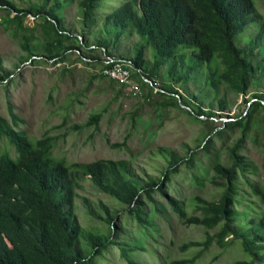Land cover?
<instances>
[{"label":"trees","instance_id":"obj_1","mask_svg":"<svg viewBox=\"0 0 264 264\" xmlns=\"http://www.w3.org/2000/svg\"><path fill=\"white\" fill-rule=\"evenodd\" d=\"M103 1L77 0L81 29L77 38L63 18L64 7L73 0H39L26 8L0 0V12L7 17L13 14L4 21L19 39L17 65L64 63L70 53L86 64L103 65L94 55L98 51L129 62L138 87L157 89L156 94L165 100L156 101V107H175L197 122H203L200 116L220 117L214 111H229L239 97H248L243 103L250 104L222 123L220 131L206 132L195 147L184 145L182 155L157 147L153 153L164 163L160 177L155 178L125 159L67 164L53 155L61 137L50 135L49 130L30 141L17 129L22 120L8 103L9 119L0 116V139L12 146L14 156L0 155V264H99L110 247H116L125 263L137 264L130 253L145 247L132 240L125 222L130 219L141 229L148 227L150 210L162 216V201L184 226L200 227L205 233L203 241L181 246L183 251L199 248L192 257L169 264H193L212 244L222 249L233 242L247 259L231 264H264V188L252 182L257 166L243 152L245 140L264 118V20L256 15L253 0H109L119 2L110 13L100 12ZM28 15L34 19L32 27L24 24ZM238 36L243 39L239 45L235 43ZM123 42L129 44L126 54L118 52ZM111 48L116 56L108 52ZM13 74L0 56V83L10 82ZM99 76L104 77L100 72ZM99 119L92 114L84 127L96 128ZM234 130L238 136L225 145L223 159L212 165L206 177L215 197L194 195L184 201L171 196L172 176L182 165L190 169L194 185H202L203 179L193 171L196 150L211 153V141H223L224 133ZM84 181L109 201L94 204L80 195ZM242 186L251 189L262 209L240 196ZM78 200L83 216L103 222L105 233L79 223ZM114 230H126V240H118Z\"/></svg>","mask_w":264,"mask_h":264},{"label":"rangeland","instance_id":"obj_2","mask_svg":"<svg viewBox=\"0 0 264 264\" xmlns=\"http://www.w3.org/2000/svg\"><path fill=\"white\" fill-rule=\"evenodd\" d=\"M20 8H26L31 3H38L39 0H12ZM264 0H253L255 13L264 20ZM77 0L66 5L63 9L65 25L74 32L78 38L80 26L78 21ZM119 5L118 1L104 0L100 12L110 13ZM11 13L7 17L5 11L0 12V56L5 68L14 74L8 83H0V116L9 119L8 103L14 107L16 114L22 123L17 129L23 131L30 141L40 138L50 130V135L60 136L57 147L53 151L56 158H62L67 164L87 163L97 159H125L131 160L134 167L147 173L152 177H160L163 159L154 155L153 151L161 146L175 150L177 154L185 153L184 145L195 147L201 142L202 137L210 129L215 132L221 130V124L230 121L232 117L242 113L247 105L243 103L248 97H239L235 105L229 110L219 113L220 117L208 120L188 117L184 111L175 107L158 108L156 101H164L165 98L156 94L157 89L146 90L140 85L139 93L131 85V89L121 86L122 83L111 82L107 77L99 76L102 63L93 61L86 64L70 53L64 63L52 62L31 65L26 62L18 64L21 51L17 35L12 34V27L5 23L6 18H12ZM26 26L32 27L34 19L28 15L24 21ZM9 27V28H8ZM100 27V25L98 26ZM248 35V34H247ZM243 39L236 37L235 43L241 44ZM129 44L123 42L118 47L120 54H126ZM115 55L114 49L108 51ZM99 61L104 62L107 55H99L95 52ZM119 60V58H109ZM17 65L10 67V65ZM65 70H62V68ZM159 90L160 82H156ZM212 83L207 87L214 90ZM206 90V87L204 88ZM181 93V91H180ZM211 95V92H209ZM204 110V108H202ZM92 114L99 115L97 127H84V124ZM260 117V115H259ZM262 118V117H260ZM63 126L59 129L52 127ZM82 126L81 129H73L72 126ZM52 129V130H51ZM238 133L225 132L223 141L214 139L210 143L209 151L205 154L198 152L194 172L203 179L202 185H194L190 176V169L183 165L177 174L172 176L173 186L169 194L174 197H181L184 201L194 195L206 199L215 197V190L208 185L206 177L211 172L212 165L223 159L224 147ZM244 154L257 166L252 182L264 188V118L260 127H254L249 137L245 140ZM7 152L14 156V149L6 139H0V155ZM83 190L78 191L94 204L102 199L108 202L107 196L101 194L88 181L82 183ZM244 192L240 193L243 199L257 202V208L262 209L258 198L247 186H242ZM75 214L79 223L85 227H95L103 233L107 231L103 222L88 221L83 216V208L79 202H75ZM164 211L162 216L157 215L153 210L149 211L150 225L146 228H139L135 222L127 219L126 228L133 241H139L144 251H132L131 258L137 264H169L172 260H181L192 257L199 248H192L188 251L181 250V246L190 242L204 240V230L196 226H184L181 220L162 201ZM256 208V210H258ZM242 210H248L242 207ZM124 219V213L120 214ZM86 225V226H85ZM140 231V232H139ZM214 231H210L213 234ZM118 240H126V230L115 231ZM141 234H143L141 236ZM240 259H247L237 242H233L222 249L212 244L193 264H231ZM99 264H127L119 256L116 247L108 248L103 254Z\"/></svg>","mask_w":264,"mask_h":264},{"label":"bare ground","instance_id":"obj_3","mask_svg":"<svg viewBox=\"0 0 264 264\" xmlns=\"http://www.w3.org/2000/svg\"><path fill=\"white\" fill-rule=\"evenodd\" d=\"M118 61H121V60H113V59L107 58L103 62L100 73L103 76L107 77L109 80H113V81L122 83V80H120V79H115V77H113V76L104 75L105 67H110V72H118V75H131V69H132L131 64L129 62L121 61L122 64H124L126 66H130V68H119ZM131 85L135 91L140 92V90H139L140 87H138L137 84L135 82H133L132 78H131Z\"/></svg>","mask_w":264,"mask_h":264},{"label":"built area","instance_id":"obj_4","mask_svg":"<svg viewBox=\"0 0 264 264\" xmlns=\"http://www.w3.org/2000/svg\"><path fill=\"white\" fill-rule=\"evenodd\" d=\"M118 65H119V68H130V66H126V65L122 64L121 61H118ZM104 75L113 76V77H115V79L122 80V86H126V87H129L131 89L132 75H118V72H110V67H105ZM131 93H139L140 95H142V93L134 92L132 89H131Z\"/></svg>","mask_w":264,"mask_h":264}]
</instances>
